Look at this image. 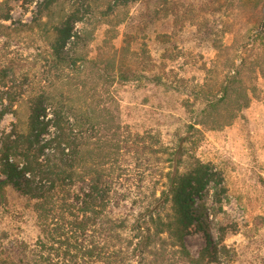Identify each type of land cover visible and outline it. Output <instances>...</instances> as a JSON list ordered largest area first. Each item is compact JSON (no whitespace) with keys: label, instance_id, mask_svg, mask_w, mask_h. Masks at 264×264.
Here are the masks:
<instances>
[{"label":"rangeland","instance_id":"1","mask_svg":"<svg viewBox=\"0 0 264 264\" xmlns=\"http://www.w3.org/2000/svg\"><path fill=\"white\" fill-rule=\"evenodd\" d=\"M42 1L0 0V15L9 11L11 18L0 19V67L12 61L13 70L28 76L27 84L36 91L59 77L43 31L21 26L32 21ZM56 1L52 22L72 16L79 32L75 55L98 64L108 61L127 77L111 88L121 124L156 147V155L183 140L180 169L190 168L194 159L209 166L212 176L202 203L195 199L193 206L206 232L192 228L184 241L191 257L210 243L217 246L220 260L207 264H264L263 0ZM96 73L57 88L63 97L74 85L83 97L93 95L102 85ZM12 122L11 115L5 116L0 133L9 131ZM189 125L194 129L187 134ZM158 155H130L120 162L117 185L124 187L121 192L129 190L128 206L132 201L137 206L129 212L117 209L113 217L134 210L135 215L154 189L159 195L155 173L167 164ZM39 237L30 204L8 188L0 201V264L37 255ZM171 243L161 236L145 263L190 264Z\"/></svg>","mask_w":264,"mask_h":264},{"label":"trees","instance_id":"2","mask_svg":"<svg viewBox=\"0 0 264 264\" xmlns=\"http://www.w3.org/2000/svg\"><path fill=\"white\" fill-rule=\"evenodd\" d=\"M137 1L113 0L117 5ZM56 2L43 0L32 21L21 26L29 32L43 31L46 53L59 75L57 83L36 91L27 84L28 76L13 70L12 61L0 67V122L7 115L13 117L9 131L0 133V201L8 188L27 200L40 231L37 255L13 263L146 264L151 248L163 235L190 264L218 262L217 246L207 243L197 258L185 247L192 228L206 232L200 210L193 206L195 199L203 200L212 174L209 166L195 159L190 168L180 169L181 139L171 151L157 154L167 164L155 173L159 195L154 189L147 201L139 202L142 207L135 215V210L124 217L111 215L137 206L135 201L128 206L129 190L121 192L124 187L117 185L123 171L120 162L130 155L157 156L152 153L156 147L123 126L117 116L111 88L127 77L108 61L98 64L75 55L79 32L74 30L72 16L52 22ZM0 19L10 21L9 11ZM90 71H96L102 82L98 91L95 88L93 95L83 97L81 87L74 85L63 97L58 84L71 86L73 79L87 77ZM189 129L194 125L188 126L187 134Z\"/></svg>","mask_w":264,"mask_h":264}]
</instances>
